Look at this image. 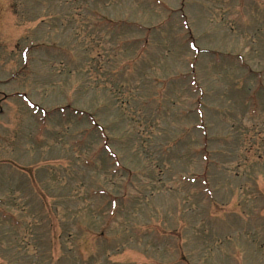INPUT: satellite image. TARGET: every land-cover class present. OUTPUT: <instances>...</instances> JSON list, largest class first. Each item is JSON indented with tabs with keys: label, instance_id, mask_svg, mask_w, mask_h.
<instances>
[{
	"label": "rangeland",
	"instance_id": "obj_1",
	"mask_svg": "<svg viewBox=\"0 0 264 264\" xmlns=\"http://www.w3.org/2000/svg\"><path fill=\"white\" fill-rule=\"evenodd\" d=\"M0 264H264V0H0Z\"/></svg>",
	"mask_w": 264,
	"mask_h": 264
}]
</instances>
